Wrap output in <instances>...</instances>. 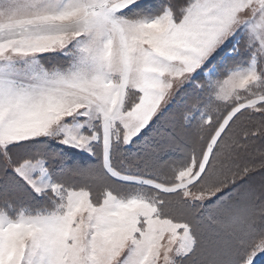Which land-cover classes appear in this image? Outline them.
<instances>
[{
	"label": "snow or ice",
	"instance_id": "snow-or-ice-1",
	"mask_svg": "<svg viewBox=\"0 0 264 264\" xmlns=\"http://www.w3.org/2000/svg\"><path fill=\"white\" fill-rule=\"evenodd\" d=\"M0 264H264V0H0Z\"/></svg>",
	"mask_w": 264,
	"mask_h": 264
}]
</instances>
